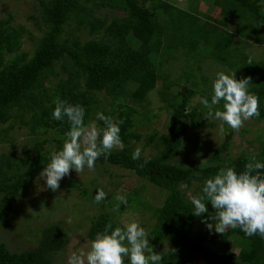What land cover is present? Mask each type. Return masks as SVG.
<instances>
[{
	"label": "trees",
	"instance_id": "16d2710c",
	"mask_svg": "<svg viewBox=\"0 0 264 264\" xmlns=\"http://www.w3.org/2000/svg\"><path fill=\"white\" fill-rule=\"evenodd\" d=\"M206 1L222 11L215 23L199 10L198 0H189L185 8L166 0H37L39 13L32 16L40 30L37 36L23 25L13 26L11 16L0 20V123H8L7 128L27 127L38 136L50 132V143H54L50 152L44 147L48 139L43 138L35 142L33 153H24L18 159L3 156L0 160V225L11 217L21 189L50 162L53 152L62 149L70 125L66 117L62 121L53 118L54 102L60 99L83 106L86 125L94 120L97 127L104 126L96 119L98 112L123 121L119 135L124 149H113L107 158L101 156L95 166L130 170L166 191L154 210L156 222L150 230L153 241L166 238L174 244L171 251L161 253L162 264H193L195 252L204 264H264V237L259 233L247 236L240 228H229L222 235L219 249L193 238L190 231L196 220L209 221L211 213L208 210L193 215L194 205L180 187L197 180L201 195L206 180L214 178L220 168L232 167L239 174L253 156L264 163V135L259 138L257 152L229 157V129L203 163L181 166L170 161L185 145V139L196 149L200 131L206 126L208 109L201 114L199 105L190 106L197 86L193 82L195 71L201 70L204 59L222 62L235 72L236 79L251 77L248 91L259 98V116L252 119L264 120V58L249 53L250 47L240 48L224 38L229 31L227 25L233 22L238 35L250 38L253 49L264 54L263 0ZM102 8L122 11L123 15L99 17L95 12ZM84 33L90 37L83 38ZM24 36L32 41V52L21 49ZM159 80L158 98L162 108L170 110L168 133L144 135L145 145L159 148L156 155L148 156L144 167H139L144 155L132 159L131 141L142 139V134L132 129L139 113L133 104L145 107L148 93ZM200 82H209V75H202ZM208 90L205 96L210 102L213 94ZM98 92L110 98L116 108H99ZM221 104L215 108L220 106L222 110ZM205 206L209 209L210 202L205 201ZM107 224L112 226L110 234L114 222L108 214L99 213L87 230L88 238L93 240L97 233H103ZM67 240L62 226L49 225L31 249L13 252L0 243V264H51ZM231 240L241 246L237 254L230 248Z\"/></svg>",
	"mask_w": 264,
	"mask_h": 264
},
{
	"label": "rangeland",
	"instance_id": "374dc122",
	"mask_svg": "<svg viewBox=\"0 0 264 264\" xmlns=\"http://www.w3.org/2000/svg\"><path fill=\"white\" fill-rule=\"evenodd\" d=\"M166 1L176 7L185 8L189 0ZM198 8L209 14L208 20L212 23L221 18L222 11L213 6L211 2L198 0ZM37 13H39L37 0H0V20L11 16L13 26L23 25L36 36L40 35V30L35 27L32 16ZM95 14L99 17L105 15L111 19L115 15H123V12L102 8L97 9ZM234 24L232 22L231 25H227L229 31L224 38L229 39V41H232V45H237L240 48H243V46L244 48L250 47V51L247 49L249 53L264 58V54L260 49H253L250 38L245 40L238 35V30L235 29ZM82 37L88 38L90 36L84 33ZM261 48L264 49V46ZM21 49L32 52L33 44L27 36L22 38ZM191 60H196L195 56H191ZM200 69L203 70L195 71L193 82L197 86L195 87V94L190 100V106L193 108L199 105L201 114H205L206 107L202 103V99H206L205 92L208 93L209 88L213 94V82L217 77V73L223 71L225 74H229L233 70L227 68L222 62H214L210 59H204L200 64ZM174 75L178 74L175 73ZM202 75H209V82L202 84L200 82ZM160 87L161 81L159 80L156 88L148 93L149 103L145 107L140 108L137 104L128 101L129 104H133L134 107L139 109V113L135 114V124L132 129L141 133L142 139L139 141L132 140L131 144H133V150H135L137 145L143 142L142 155H156L159 148L154 144L145 145V139L143 138L145 134L157 132L166 135L168 133L170 110H165L161 106L162 103L157 95V89ZM97 98L99 108H116L112 100L103 92H98ZM89 123H95V121L91 120ZM222 124L223 128H221ZM205 125L200 131L198 147L193 149L192 143L187 142L185 139V145L174 154L170 160L171 162L181 166L203 163L214 148L223 141V135L229 129L232 130L231 145L227 154L229 157H235L241 153L257 152L260 145L259 138L264 135V120L256 121L250 118L244 122L238 131L215 118L211 120L206 118ZM7 127L8 123H0V160L3 156L18 159L24 153H33L35 142L43 138L48 139L44 144L48 151L51 152L54 147V143H50L52 134L50 132L38 136L36 132L27 127H17V125L13 128ZM40 172L34 174L30 182L21 189L13 205L11 217L0 225V243L3 242L11 251L19 252L35 247L43 228L58 224L67 232L68 240L65 247L55 254L51 264H67V258L71 252L77 251L79 248L87 249L91 241L87 236V230L92 220L99 213L108 214L115 227H123L126 223L137 220L141 227L147 231L149 246H153L156 252L165 253L174 248L171 240L162 238L159 241H153L150 234V230L156 222L154 210L161 205L166 191L146 183L134 172L114 165L95 166L94 170H89L85 166L84 171L80 173H76L72 169L68 176L60 180L59 189L55 192L46 187L43 179H39ZM198 183L199 181L196 180L191 184L180 186L188 200H191V196H199ZM97 189H103L106 193V198L99 203L94 200ZM133 191L136 193L135 195H133ZM117 194L126 196L128 202L126 205L121 204L117 211H113L114 206L118 203L115 200ZM131 195L134 196L133 200ZM208 210L211 215L215 214L212 206ZM69 219H71V222H69ZM203 221L204 219L201 218L196 220L190 235L206 247L219 249L220 242L223 239L222 234L216 233L214 228L210 232ZM209 223L214 222L209 218ZM229 244L230 248L237 254L241 247L239 242L231 240ZM124 260L126 264H130L128 257H125ZM192 263L204 264L198 252L193 253Z\"/></svg>",
	"mask_w": 264,
	"mask_h": 264
},
{
	"label": "clouds",
	"instance_id": "9594fccd",
	"mask_svg": "<svg viewBox=\"0 0 264 264\" xmlns=\"http://www.w3.org/2000/svg\"><path fill=\"white\" fill-rule=\"evenodd\" d=\"M251 60L248 64H251ZM252 84L251 77L236 79L234 71L229 74L221 71L213 82L211 101L202 99L208 109L206 118L223 121L233 130L238 131L245 121L259 116V98L248 91ZM223 101L222 110L215 106ZM53 118L63 120L65 117L70 125L62 149L51 154L50 162L39 173V179L52 191L59 189V182L74 169L76 173L83 172L85 166L89 170L95 169V162L101 156L107 158L113 149H124L120 139L121 120L114 121L112 117L98 112L96 119L103 121V127L95 123H84L85 110L83 106L68 104L63 100H55ZM223 128V124L221 125ZM143 142L137 145L132 153L134 161L141 158ZM144 154V167L149 162ZM264 163L256 160L255 156L245 164L244 171L237 174L232 167H222L214 178L207 179L202 194L191 196L194 205L193 215L200 216L208 209L205 201L210 202L215 210L214 215L203 222L211 232L224 234L228 228H240L245 235L252 236L259 233L264 237ZM106 198L103 189H97L94 200L99 203ZM118 203L113 211H117L121 204L126 205V196L117 194ZM71 222V219H69ZM107 224L103 233H97L90 241L87 249L79 248L71 252L67 264H124L128 257L130 264H161L163 256L149 246V235L137 220L126 223L123 227H115L110 234Z\"/></svg>",
	"mask_w": 264,
	"mask_h": 264
}]
</instances>
